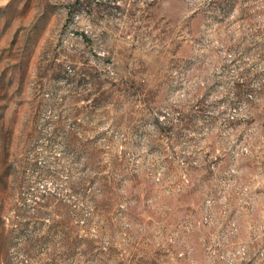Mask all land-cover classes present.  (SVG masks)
Masks as SVG:
<instances>
[{"label":"rangeland","instance_id":"1","mask_svg":"<svg viewBox=\"0 0 264 264\" xmlns=\"http://www.w3.org/2000/svg\"><path fill=\"white\" fill-rule=\"evenodd\" d=\"M0 264H264V0H0Z\"/></svg>","mask_w":264,"mask_h":264}]
</instances>
